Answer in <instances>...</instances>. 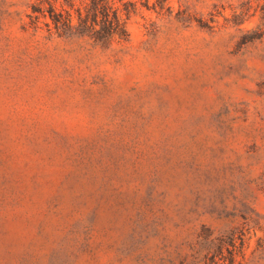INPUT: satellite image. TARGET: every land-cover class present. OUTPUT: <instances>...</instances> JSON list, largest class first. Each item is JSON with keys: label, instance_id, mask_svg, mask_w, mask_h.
<instances>
[{"label": "rangeland", "instance_id": "1", "mask_svg": "<svg viewBox=\"0 0 264 264\" xmlns=\"http://www.w3.org/2000/svg\"><path fill=\"white\" fill-rule=\"evenodd\" d=\"M35 1L0 0V264H264V0H129L108 45Z\"/></svg>", "mask_w": 264, "mask_h": 264}, {"label": "trees", "instance_id": "2", "mask_svg": "<svg viewBox=\"0 0 264 264\" xmlns=\"http://www.w3.org/2000/svg\"><path fill=\"white\" fill-rule=\"evenodd\" d=\"M134 10L135 4L129 0H36L27 18L35 29L43 23L47 31L52 26L59 36H87L95 43L108 45L127 40L125 23ZM263 35L264 30L244 38V43Z\"/></svg>", "mask_w": 264, "mask_h": 264}]
</instances>
